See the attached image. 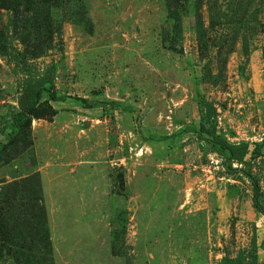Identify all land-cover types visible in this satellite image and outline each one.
<instances>
[{
    "label": "rangeland",
    "instance_id": "1",
    "mask_svg": "<svg viewBox=\"0 0 264 264\" xmlns=\"http://www.w3.org/2000/svg\"><path fill=\"white\" fill-rule=\"evenodd\" d=\"M0 149V264H264V0H0Z\"/></svg>",
    "mask_w": 264,
    "mask_h": 264
},
{
    "label": "trees",
    "instance_id": "2",
    "mask_svg": "<svg viewBox=\"0 0 264 264\" xmlns=\"http://www.w3.org/2000/svg\"><path fill=\"white\" fill-rule=\"evenodd\" d=\"M44 94L47 95V100L52 103L64 100V98L56 96L54 92L53 79L50 76H42L40 78L30 80L23 86L18 100V112L14 115L13 120L15 128L23 126L29 117L38 109ZM76 101L81 103L87 109L94 107V105L87 104L85 100L76 99ZM106 105L112 109H119V107L114 104ZM199 129L201 133H208L201 124ZM197 136L201 139L200 134L197 133ZM207 143L216 151L220 152V154L225 156L222 166L228 175L243 173L241 170L233 168V164H243L247 156H250V158L260 156V150L262 147V145L255 144L253 150L250 152L247 144L232 145L225 139L218 136H212ZM1 158L0 149V159ZM246 177L251 181L253 189L251 199L252 209L256 214L264 218V205L260 203V187L250 175H246Z\"/></svg>",
    "mask_w": 264,
    "mask_h": 264
}]
</instances>
